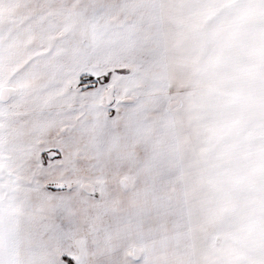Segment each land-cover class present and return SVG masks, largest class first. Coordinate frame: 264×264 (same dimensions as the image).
<instances>
[{
    "label": "snow or ice",
    "instance_id": "1",
    "mask_svg": "<svg viewBox=\"0 0 264 264\" xmlns=\"http://www.w3.org/2000/svg\"><path fill=\"white\" fill-rule=\"evenodd\" d=\"M0 264H264V0H0Z\"/></svg>",
    "mask_w": 264,
    "mask_h": 264
}]
</instances>
